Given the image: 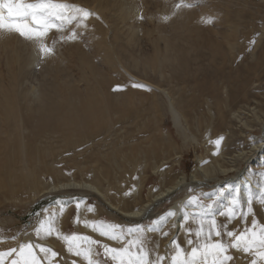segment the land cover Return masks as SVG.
<instances>
[{
    "label": "rangeland",
    "instance_id": "obj_1",
    "mask_svg": "<svg viewBox=\"0 0 264 264\" xmlns=\"http://www.w3.org/2000/svg\"><path fill=\"white\" fill-rule=\"evenodd\" d=\"M55 2L85 8L93 15L85 21L86 26L77 27L73 22L63 33L51 31L46 42L49 41L56 50L60 48L66 51L64 47L67 44L71 45V42L61 40L60 37L67 36L75 28L78 38L73 41L80 43L82 49L86 48L84 51L89 53V58L93 62L95 60L96 66L101 68L107 60L105 57L100 59L99 54L96 55L89 48V42L91 37L96 41L100 35H105L106 45L110 48L108 52L110 50L111 53L113 50L112 54L107 52V56L110 55L108 60L112 58L111 62H116L113 66L115 68L118 66L117 68L121 71L117 69L116 75L113 74L114 70L113 73L111 72L116 78V85L112 89L122 97L123 100L121 99L120 102L125 110H131L132 118L113 110L112 101H115L116 96H112L110 100L111 98L109 99L105 93L106 90L103 92L101 101L103 106L106 105L105 114L99 111L97 116L102 114L103 117L97 121L106 123L109 118L113 117L118 121V118L124 117L122 119L124 122L121 120L119 123H114L116 126L107 122L110 125L109 129L112 128L111 131L107 128L105 131L102 128L99 130V136L93 134L85 137L78 136L80 130L77 124L78 116H74L75 118L71 116L70 123L65 118V122L71 124L70 128L72 127L71 129L66 127L70 136L72 135L71 138L75 141L81 138L80 144L76 143L70 148L67 147L66 139L63 145L61 144L62 138L53 128L54 119L49 120L48 115L44 118L45 113L24 119V122L26 120L29 123V129L25 131L24 136H29L28 141L36 142L32 145V151L25 148L24 156L26 155L28 159L23 157L22 160L17 161L13 173L9 169L8 160L0 175V181H2L0 182L2 188L0 189V251H7L14 247L18 249L19 245L31 242L36 247V253L41 258L42 264H48V260L44 253L39 251L40 245L58 253L56 257H52V264H72L73 260L76 264H87L82 256L76 257L67 251L65 236L90 237L92 240L101 241L102 244L107 243L111 247H121L126 240H110L100 235V232L94 230L91 225H118L125 231L128 228L143 226L147 230L148 247L153 249L152 255L155 256L157 252L164 255L166 257L164 264H169L170 255L173 253L172 239L177 238L186 251H190L191 245L186 243L190 237L185 229L195 230L197 227V217L184 222L185 212L181 210V207L190 196H199L204 204L213 203L215 198L202 194L216 192L221 187H224L226 192L215 203L211 212V215H215L217 224L226 225L227 230H236L239 233L245 227L251 229L252 222L255 221L257 227L254 230L259 232V226L264 225V149L257 147L264 138V56L261 55V49L264 48V34L260 33L250 38L238 36L237 42L246 46L247 55L237 57L234 64L223 57L224 60H217V58L215 60L217 55L214 56V54H218V51L213 48L212 53H208V50L212 48L208 46L211 36L218 40L213 32L210 34V30L220 29L216 27V22L224 19V14H226V21L231 20L233 11L243 8L247 16L255 12L260 14L257 12L258 9L263 14L264 7L261 4L264 0H55ZM127 2H132L139 8L136 17L133 15L134 17L129 19L124 18L121 4H127ZM177 5L180 6L177 7ZM164 17L168 19L165 20ZM186 17L190 19V22ZM208 18H212L211 23L206 22ZM225 22L223 24H226ZM245 25L241 27L242 31L248 29ZM131 26L137 27L138 30H131ZM90 29L93 30L92 33ZM7 34H9L8 37ZM0 38L5 41L4 43L0 40V47H8L6 51L0 49V57H2L0 59V96L3 97L4 91H9L14 86L16 78L8 66L19 67V62L14 61L17 58L16 54H11L10 48L20 43L23 38L20 39L16 33L9 32H1ZM225 46L228 47L227 42ZM166 47L170 51L163 60ZM76 52L79 54L78 51ZM64 53L68 58L67 51ZM113 54L116 58L111 56ZM220 55L222 56L221 53ZM66 56L64 60L67 65L78 61H71L68 58V63ZM261 57H263L262 66L255 69L253 73L256 78L247 84L243 83L239 76L236 78L237 67L247 69L249 64ZM225 60L227 65L223 72L236 73V76L231 75L232 77L228 80L217 79L213 67L220 65L221 61L225 63ZM23 67L22 70L25 71ZM66 67L53 71L47 68V62L40 60L36 78L43 95L55 93L51 86L62 83L63 73L68 74L63 80L70 87L59 91L54 86L57 93L74 95L77 94L76 92L80 94L83 91L84 82H80L82 73L79 67L75 65ZM101 69L104 70L105 67ZM107 73L110 71L108 70ZM110 76L106 77L110 78ZM29 78L33 79V77ZM136 83L146 86L144 96L145 92L152 94L150 89L161 93L163 88L162 92L166 91L177 103L183 100L182 106L178 107L182 113L180 124L176 126L173 115L163 103V93L159 95L163 101L161 105L154 101L163 109H158L156 104L154 108L153 100L148 102L144 96L141 98V93L137 94V87H132ZM121 84L126 88H120ZM99 87L97 92L102 95V87ZM72 89H74L73 94ZM75 98L78 101V95ZM120 102L117 103L120 105ZM152 105L150 110L149 107ZM42 107L40 106L39 109ZM156 108L158 113L155 112ZM56 117L61 118L58 114ZM83 118L85 117H81L84 121ZM127 119L132 120L129 122ZM3 136L12 139V131L3 132ZM24 136L20 138H25ZM63 137L67 136L63 134ZM220 137H223L221 143L215 144ZM67 139L69 140V137ZM134 146L136 148L133 150ZM40 155H42L41 158L44 157L41 161V158H37ZM44 160H47L46 163ZM29 170L31 174H28L25 180L23 172H29ZM9 172L12 174L10 175ZM181 178L184 184L181 183L170 197L154 200L157 192L171 188ZM67 181L87 182L97 187L105 196L102 197L84 188L56 191L52 189ZM62 192L74 195L73 197L77 196L78 200L67 206L52 204L31 215L32 207L36 203L43 198L47 200ZM148 202H152L153 208L148 211L147 216L139 220L121 215L123 213L121 211H135L143 208ZM110 204L117 208L115 210L119 213L112 210ZM249 206L252 209L251 212L248 210ZM45 210L47 213L43 222L54 224L51 225L54 232L47 237L37 236L36 230L42 222L38 218ZM170 210H175L176 215L163 227V231L168 232L169 235L165 237L159 230L153 232L152 225L165 217ZM187 211L196 212L199 209L189 207ZM232 213L235 215L229 219ZM191 238L195 240V236ZM213 239L218 238L213 237ZM223 239L230 242V238L226 236ZM82 243L87 247V241ZM95 250L100 255L94 256L93 259L104 264L107 258L103 256V249L97 245ZM229 254L233 256L234 264H250L252 259L250 254L235 249H230ZM14 257L15 254L12 257H5L4 264H11V259ZM108 264L113 262L108 261Z\"/></svg>",
    "mask_w": 264,
    "mask_h": 264
},
{
    "label": "bare ground",
    "instance_id": "obj_2",
    "mask_svg": "<svg viewBox=\"0 0 264 264\" xmlns=\"http://www.w3.org/2000/svg\"><path fill=\"white\" fill-rule=\"evenodd\" d=\"M132 2H127L128 5L125 4V3L121 4V9H122V13H123L124 18L129 19L130 17H134V16L136 17L138 15L137 12H138L139 8L135 4H133ZM261 5H262V7H264V2ZM257 12H259L260 14L255 12V13H252L249 16H247L246 13H245V8H243V9H241L239 11H236V12L233 11L234 14L232 13L233 16H231V20L229 19L227 21L225 19L226 14H224L225 17L223 16L224 19H222V20H225L226 22L222 21V20H220V21L218 20L216 22V27L217 28L220 27V29H218L216 31L213 28L214 31H211L210 30L211 28L209 27L210 28L209 29L210 30V34H212V32H213V34L216 36V39H218V40L213 39L212 36L210 37V41H209V46L208 47H212V48H211V50L210 49L208 50V53L209 52L212 53L213 48H215L218 51V54H219V56H218V54H214V56L217 55L219 57L218 58L216 56L215 60H216V58H217V60L218 59H222V60L227 59V61H229V63H233V64H234V60L237 57H239L241 55L246 57V55H247L246 46L244 44L239 43V41L237 42V40H238V36H240V35H242V38H250V37H254V36H256L257 34H260V33L264 34V13L262 14L260 9H258ZM182 15H184V13H182ZM181 17L182 16H180V18ZM221 18L222 17H220V19ZM229 18H230V16H229ZM187 19H185V21ZM188 20H189L188 22H190V19H188ZM223 22H225L226 24H223ZM245 22H246V25L248 26V29L242 31L241 27H243L245 25ZM98 24H100V23H98ZM191 24H193V23H191ZM221 24H222V27H221ZM131 30H138V29H137V27H132L131 26ZM206 30H207V28H206ZM92 31L93 30L90 29V33H92ZM97 31H100V30H97ZM200 31H201V29H200ZM94 32H95V30H94ZM100 32H102V31H100ZM103 34H105V33H103ZM16 35L20 39L22 38L18 34H16ZM8 36H9V34H7V37ZM102 36L100 35V38H98L96 41L93 40V38L91 37L90 42H89V46H90L89 48H91V50H93V52H95L96 55L99 54L100 59H103L105 57L107 62H106V64H103L104 67H105L104 70L101 69V68H104L103 66H101V68L97 67L96 64L94 63L95 60L93 62V60L89 58L90 57L89 53L84 51L86 48L82 49L81 44L77 43V42L75 43L74 41H70L71 45L67 44L68 46L66 45V47H64V49L67 51L68 58L71 61L72 60H78L77 61L78 63L76 61H74L71 64L69 63V61H68L69 59L67 58V56L64 53L66 51H63L60 48L57 49V50L60 49L59 51H57L54 48V52L52 54L42 57L41 54H40V51L38 49V46L34 42L29 41V40L27 41L24 38H23V40L20 41V43H16V44L11 46L10 53L14 54V55L16 54L17 58H15L14 61H18L19 62V67L13 68L11 66H8L9 68L12 69V71H13L15 77H16L15 81H14L15 83H14V86H12V88L9 91H6V92L4 91L3 97L0 96V175L3 173V168H4V166H5V164L7 163L8 160H9V169L13 173V168H15L16 162L19 161V160H22L23 157L27 158L26 155L24 156L25 148H29L32 151V145H35L36 141H31V140L28 141L27 139L29 138V136H27V135L24 136L25 135V131H27L29 129V123L26 120H25V122H27V123L24 122L25 118L29 119L32 115L45 113L43 115L44 118H46L45 116L48 115V119L49 120H53L54 119L55 124H54L53 128H54L56 133L58 132L59 137L62 138V140H61V144L62 145H63V142L66 139V143H67V147L68 148L76 145V143H79V144L81 143V138L79 140L75 141L74 139L71 138L72 135L70 136V133H68V130L66 128V127H68L69 129L72 128V127L70 128L71 124H69L71 122L70 121V119L72 118L71 116H73V118L78 116L77 118L79 120V123H77V124H78V126L80 128L78 136L83 135L85 137H86V135L92 136L93 134H95V135L97 134V136H99L100 135V132H99L100 129L104 128L105 131H106V128L108 130L112 129V128L109 129L110 125L107 122H110V124H114V123H119L122 119H124V117L123 118L121 117V118H118L119 119L118 121H116L117 119L114 120V118L112 117L111 119L109 118V120L106 123H101V122L97 121V120H100L103 117L102 114H105L104 111H105L106 105L103 106L101 101H102V98H103L102 97L103 96V92L106 91V90L107 91L105 93L108 95L107 97L109 99L111 98L110 100H112V96H116L115 101L114 102L112 101L113 110L116 113L117 112L119 114H123L124 113V114H126V117L132 118L131 117V112H130L131 110H125V108L122 106V103L120 102L122 97L118 93L114 92L113 89H112L116 85V78L113 77V74L116 75L118 73V72H115V71H117V69H118L117 67L118 66H116V68L114 67L115 63H116L114 61L115 60L114 58H116V56L114 54L111 55L112 57L115 56L113 58L114 59L113 60L114 64L111 62L112 58L109 59L110 61L108 60V57H110V55L108 54L109 56H107V52H108V48H109L106 45V41H107L106 38L107 37L105 35L103 37ZM5 37H6V35H5ZM11 37H12V34H11ZM0 40H1V42L4 41L1 38H0ZM8 40H10V39H8ZM195 40H196V38H195ZM230 41H232V43ZM1 42H0V46H1ZM92 42H94L93 45L91 44ZM225 42H227V44H228V47H229V48L227 47L228 50H227V48L225 46ZM4 43H5V41H4ZM28 43H30V44H28ZM45 43H47V45L49 47H53V45L50 44L49 41L48 42L45 41ZM65 44H64V46H65ZM6 45H4V46L6 47ZM263 47H264V44H263ZM7 48H1L0 47V49L3 50V51H6ZM76 51H78L79 54H76L77 53ZM169 51H170V49H168V47H166L165 51L163 53V60L166 59V56H168L167 52H169ZM237 51H238V54H236ZM112 52H113V50H112ZM112 52L110 53V50H109L108 53L112 54ZM220 53L222 54V56L220 55ZM226 53H228V54L226 55ZM96 55H94V56L97 57ZM261 55L264 56V48L261 49ZM65 56H66L67 61H68V63L70 65L66 64V60H64ZM210 56L212 57L213 55H210ZM245 57H244V59H246ZM0 59H2V57H0ZM40 60H44V63L47 62V68L48 69H52L53 71H58V70H61L62 68H67L66 66H74L75 65V66L79 67V70L82 73L81 74L82 76L80 77V82H84V89H83V91L80 90V91H82L80 93L81 95L79 94V92H76L77 94H74V95H70V94L64 95L63 93H62L63 95H61V94L56 92L55 87H57L59 89V91L61 89H67L68 87H70L69 84L66 81L63 80V78L65 76L66 77L68 76V74H66V73H63V76L61 78V82H62L61 84H56L55 83L54 84L55 87L51 86L52 89L55 91V93H49L50 95H43V91H42L40 85H38V83H37L39 81L36 78V75L39 72V70H37V69H39ZM231 60H232V62H231ZM96 61H98V60H96ZM224 62L225 63H223L221 61L220 65H215L214 67L212 66L214 75H216L218 77L217 79L228 80V79H230L232 77L231 75H235L236 76V73H237L236 78L239 76L243 80V83L245 82L247 84V83H249V81H251L252 79L256 78L253 75V73L255 72L254 71L255 69H258L260 66H262L263 57H261L259 59H256L252 64H249L247 66V69H245L243 67H237L235 74H225L223 72L224 69H225V66L227 65L226 64V60ZM119 65H120V63H119ZM22 67L25 69V71L22 70ZM108 70L110 71V73H107ZM113 70H114L115 73L112 72ZM163 70H164V68H163ZM119 72H121V71L119 70ZM163 72H165V71H163ZM107 74H109V75H107ZM110 74H111V76H110ZM20 75H22V76L19 77ZM106 76H110V78H108ZM29 77H33V79L31 80ZM96 80H98V81H96ZM238 80L241 81L240 79H238ZM96 82H97V84H96ZM121 85L122 86H120V88H123V89L126 88V87L123 86V84H121ZM99 86L102 87V89H101L102 95L100 93L98 94V92H99L98 87ZM145 88L146 87L137 88V90L140 91V92L137 91V94L138 93H139L138 95H140V93L142 94L141 98L144 96L143 92L145 91L144 90ZM157 89H159V88H157ZM162 89L160 91L161 93H163ZM97 90H98V92H97ZM150 91L152 92V94L151 93H147V92H145L146 94L144 93L145 94V96H144L145 99H147L148 102H151L153 100L154 108H155V104H156L155 102L156 101L158 102L159 105H161L162 104L161 102L164 101L163 103L167 105L168 110L171 112V114L174 117L176 126L179 125L180 124V120L182 118V113L179 111L178 107L182 106L183 100H181L182 102L180 101L181 103L180 102L177 103L174 100V98H172V96L170 94L166 93V91H164L163 95L161 93H158L157 91L155 92V90H151L150 89ZM73 93H74V89H72V94ZM124 93H125V95L127 94L126 91ZM12 94L14 96H10ZM52 94L53 95L58 94V95L53 96ZM106 94H104L105 97H106ZM77 95H78V98H79L78 101L75 98V97H77ZM159 95H162L164 97L163 101H162V99L160 98ZM128 98H130V96ZM145 99H144V101H145ZM165 99H166V101H165ZM104 100L106 102V99H104ZM147 100H146V102H147ZM118 101L121 103L120 105H119V103H117ZM141 101H143V100H141ZM105 102H104V104H106ZM158 104H156L157 108L158 109L162 108ZM40 106H43V107L41 109H39ZM45 106L47 107L46 111H45ZM34 107H37V108H34ZM151 107H153V105L150 106L149 109ZM157 108H156L155 112L158 110ZM150 110H149L148 113L151 112ZM152 110H153V108H152ZM99 111H101L102 114H99L97 116ZM110 111H111V109H110ZM157 113H158V111H157ZM57 114L61 118L58 119L56 117ZM52 115H55V116H52ZM134 115H135V113H134ZM82 116L85 117V119L83 118L84 121L81 119ZM65 118H67L66 120H68L69 123L65 122L66 121ZM129 120H132V119H129ZM129 120L127 119V121H129ZM153 120H154V118H153ZM121 122H124V121L122 120ZM43 124H45V123H43ZM49 124H51V123H49ZM114 125L116 126V124H114ZM111 126L113 127V125H111ZM63 127H65L66 129L63 128ZM121 128H122V126H121ZM43 129H44V127H43ZM4 130L5 131H9V130L12 131V136H13L12 139H9V138L7 139L6 137L3 136V132H5ZM20 130H21V132H20ZM74 130H75V128L73 127V131ZM19 132H20V136H24L25 138H20ZM69 132H71V130ZM60 133H63L67 137H69V140L67 139V137L64 138L63 134L61 135ZM74 134H75V132H74ZM97 136H95V137H97ZM30 137H31V135H30ZM57 141L59 142V140H57ZM257 147H259L261 150L264 149V138H263V141L260 142L257 145ZM135 148H136V146L133 147V150ZM48 149H50V148H48ZM35 155L37 156V154H35ZM41 156L42 155H40V157H37V158H41ZM106 156L109 157L108 155H106ZM42 158H44V157H42ZM42 158L40 159V161L42 160ZM92 158H94V157H92ZM27 159H26V161H27ZM46 161L44 160V163H46ZM34 162H36V160ZM64 169L67 170V168H64ZM206 170H208V168ZM61 171H62L61 173L63 174V170H61ZM22 172L23 171H21V173ZM49 172L53 173L52 171H49ZM12 173H10V175ZM23 173H24V179L27 178L28 174H31L30 170H29V172H23ZM183 181H184L183 178H181L178 182H176L177 184L172 185L171 188H166L165 190H163L160 193L157 192V194L154 196V200L157 201L158 199H161V198H165L166 199V198L170 197V195L174 192V190L177 189L179 186H181L180 185L181 183L184 184ZM193 181L196 182L197 179H193ZM0 182H2V181H0ZM203 183H205V182H203ZM16 185H17V183H16ZM68 188H70V189L71 188L72 189L73 188H84V189L91 190V191H93L95 193H98L102 197L105 196V195H103V193L97 187H95V186H93V185H91V184H89L87 182L79 183L77 181H70V182L67 181V182H64V183H60V184H58L55 187H52V189L55 190V191L58 190V189H68ZM0 189H2L1 186H0ZM16 190H18V189H16ZM76 200H78L77 196L71 197V198H63V199H58V200L54 201L53 204L66 205L67 206V205H69L70 203H72V202H74ZM152 202L146 203L143 208L135 210V211H130V212L121 211V212H123L122 214H124V216H132V217L140 218L142 215H146L148 213V211L153 208L151 206ZM110 207H112L114 209H117L111 204H110Z\"/></svg>",
    "mask_w": 264,
    "mask_h": 264
},
{
    "label": "snow or ice",
    "instance_id": "obj_3",
    "mask_svg": "<svg viewBox=\"0 0 264 264\" xmlns=\"http://www.w3.org/2000/svg\"><path fill=\"white\" fill-rule=\"evenodd\" d=\"M180 5H177L179 7ZM191 6V5H188ZM93 15L89 10L75 5L58 3L55 0H0V32L16 33L22 38L34 42L40 51L41 56H47L54 52V47H49L45 43L48 34L55 30L63 33L73 22L77 27L86 26L85 21ZM143 17H141L142 19ZM165 20L168 17H164ZM207 23L212 22L208 18ZM77 32L73 28L67 36L61 35V40H76ZM55 43V41L53 42ZM133 87L143 88V84L136 83ZM223 137L218 138L215 144L219 145ZM231 187V186H229ZM226 189L221 187L216 192L202 194L209 198H215L213 203L204 204L199 196H190L181 207L185 212L184 222H188L192 217H197V227L195 230L186 228V234L190 237L186 243L191 245L190 251L182 246V243L173 238L171 243L173 253L170 255L169 264H234V258L229 254L230 249L238 250L242 253L250 254L252 259L250 264H264V225L259 226V232L255 221L252 228L245 227L239 233L236 230H227L226 225L217 224L215 215H211L212 209L224 196ZM189 207L198 208L199 211L188 212ZM249 212L252 211L249 206ZM176 215L175 210H170L165 217L155 222L151 230H159L160 234L167 237L168 232L163 231L166 223ZM235 213L228 218L231 219ZM100 235L108 237L113 241H125L121 247H111L107 243L99 240H92L90 237L72 235L65 236L67 251L76 257H83L87 264H101L99 260L93 259L100 255L96 252L95 246L99 245L103 249V256L113 264H164L166 257L158 252L152 255L153 249L148 247L147 230L143 226L128 228L126 231L118 225H91ZM54 232L51 224L41 222L36 230L37 236H51ZM195 236V240L191 237ZM230 238L224 241L223 237ZM131 237L130 239H126ZM216 237L218 239H213ZM14 238V237H13ZM83 241H87V247L83 246ZM39 251L44 253L48 264H52V257L58 255L50 248L39 246ZM15 257L11 259V264H42L41 258L36 253V247L31 243L19 245V248H11L7 251H0V264H4L5 257ZM50 254V255H49ZM72 264H76L73 260Z\"/></svg>",
    "mask_w": 264,
    "mask_h": 264
},
{
    "label": "water",
    "instance_id": "obj_4",
    "mask_svg": "<svg viewBox=\"0 0 264 264\" xmlns=\"http://www.w3.org/2000/svg\"><path fill=\"white\" fill-rule=\"evenodd\" d=\"M53 199H49L48 200V202L47 203H51V202H53V201H55V200H53ZM45 203V200H42L41 202H39L34 208H33V211H35V210H37L41 205H43Z\"/></svg>",
    "mask_w": 264,
    "mask_h": 264
},
{
    "label": "crops",
    "instance_id": "obj_5",
    "mask_svg": "<svg viewBox=\"0 0 264 264\" xmlns=\"http://www.w3.org/2000/svg\"><path fill=\"white\" fill-rule=\"evenodd\" d=\"M48 211V210H47ZM46 210L44 212H42L38 218V220L41 222L44 220V217H45V214H46ZM51 225H54V224H51ZM44 242H47V241H44Z\"/></svg>",
    "mask_w": 264,
    "mask_h": 264
}]
</instances>
